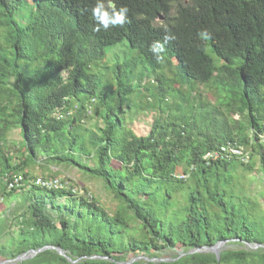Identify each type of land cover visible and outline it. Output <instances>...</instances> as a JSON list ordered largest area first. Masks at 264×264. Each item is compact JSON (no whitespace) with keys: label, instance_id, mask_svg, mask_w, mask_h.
I'll use <instances>...</instances> for the list:
<instances>
[{"label":"trees","instance_id":"1","mask_svg":"<svg viewBox=\"0 0 264 264\" xmlns=\"http://www.w3.org/2000/svg\"><path fill=\"white\" fill-rule=\"evenodd\" d=\"M97 2L0 0V200L25 191L30 202L21 229L36 238L27 249L43 247L40 238L49 235L50 244L65 249L72 260L46 249L34 263L18 264H264L263 248L223 252L219 259L213 252L187 253L220 240L264 247V210L235 193L225 175L245 162L232 157L207 165L202 159L221 145H244L250 156L259 155L264 170V0H99L127 7L130 23L98 33L92 16ZM201 32L209 38H201ZM166 34L175 39L165 44L158 63L149 48L163 43ZM122 42L139 54L114 69L111 92H98L94 65L104 60L108 47ZM138 64L143 67L139 79L147 77L145 71L159 72L160 110L170 92L178 93L161 73L166 67L174 68L176 83L189 93L203 85L215 101L200 99L194 105L191 94H184L175 103L182 112L156 117L149 132L136 134L126 128L124 116L141 86L133 71ZM93 106L102 122L97 131L82 125ZM14 129L21 137L18 154L8 147ZM76 153L92 156L94 164ZM41 162L73 166L102 181L120 208L110 215L93 196L65 189L7 188L16 175L31 181L36 176L29 169ZM179 167L188 171L187 178H176ZM187 181L192 184L186 202L173 210L168 187ZM162 188L165 194L157 195ZM65 196L68 203L61 199ZM50 208L58 211L57 218Z\"/></svg>","mask_w":264,"mask_h":264},{"label":"rangeland","instance_id":"2","mask_svg":"<svg viewBox=\"0 0 264 264\" xmlns=\"http://www.w3.org/2000/svg\"><path fill=\"white\" fill-rule=\"evenodd\" d=\"M181 2H186L187 0H180ZM175 9L172 13H174ZM163 17L159 18V22H162ZM138 51L136 49L131 48L126 42H122L120 44L108 47L106 49V56L104 57V62L101 61L98 64L94 65V71L100 77L101 83L98 86V92H111L113 86L115 85L114 80V69L118 65H124L129 63L133 57L138 56ZM175 64V61H174ZM113 67V68H112ZM124 67V66H123ZM125 68V67H124ZM143 68L140 64H138L133 71H135V80L138 81L139 78L137 72H139ZM155 72L145 71L147 77L139 79L141 86L139 88V92L133 93L130 97L129 104L126 106L127 112L124 116V124L128 130L134 131L136 134H146L150 131L151 125L156 117H165L168 114L176 115L182 111H176L175 103L181 101L180 97L182 95L191 94L190 104H196L201 100L209 99L210 101H215V95L212 91H208L203 85H196L193 93H189L187 91L186 85H179L176 83L174 78V68L166 67L161 73H163V77L168 80L169 84L174 87L178 93L170 92L166 97V101L161 103L163 109H159L158 102L156 99L158 93V82L156 81L155 76L157 75ZM110 84V85H108ZM110 86V87H109ZM176 86V87H175ZM141 89V90H140ZM184 95V96H185ZM199 97V99H198ZM97 105V104H96ZM95 105V106H96ZM155 105V106H153ZM95 106H93L92 114L84 117L82 120V125L85 128L93 129L97 131L98 127L102 126V122L100 118L94 115ZM184 108L183 104L180 105ZM184 113H187L188 107L184 108ZM169 110V111H168ZM235 117H238L237 115ZM82 134L85 132L82 131ZM20 134L18 129H14L10 133L9 144L8 147L10 152L14 154H18V147L20 143ZM264 147V136L261 140ZM77 157H81L83 161L87 163L94 164V158L92 156L89 157L85 153L77 154ZM42 159V157H39ZM115 167H118L119 164L116 161H113ZM250 164L253 167H250ZM31 173L35 176L41 177H59L64 180H68L71 184L76 187L83 188L85 191L87 190L92 194L94 199L98 202V204L105 209L110 215H114L116 211L120 208L118 201L113 197V195L104 187L103 182L78 170L73 166L68 165H56L51 163L41 162L40 164L33 166L29 169ZM228 178L231 179L230 185L234 188V192L237 194H245L249 196L258 206L257 211L264 210V170L262 169V161L258 154H254L250 156L244 165L237 164L234 169H230L227 174H225ZM225 175L222 178L226 177ZM175 176L177 178H187L188 171H183V168L179 167L176 171ZM192 184L191 181H187L183 186L177 187L175 184L171 186H167L169 190H171L170 200L173 203V210H177L182 204H185L186 194L188 187ZM159 194H165L164 188ZM69 198V197H67ZM65 198H61L63 201H67ZM55 200H57L55 198ZM59 201V199L57 200ZM30 202V197L26 195L25 191L17 190L12 193L10 196L6 195L3 200H0V261L9 260L8 256L11 253H15L20 251L21 249H27L29 246L33 244L36 240L35 236H33L32 231L29 230L23 232L21 229L22 220L21 216H28L27 205ZM64 203V202H63ZM61 203V204H63ZM68 203V201H67ZM172 210V207L170 208ZM50 213L54 218H57L59 214L56 209L50 208ZM134 223H132L133 225ZM132 235V233L128 234V236ZM125 238V239H126ZM43 243V247L41 249H50L47 246L51 245L50 242L52 237L47 235L44 238H40ZM264 246V245H263ZM264 247L260 246L258 248H252L241 241L229 240L225 242L220 247V253L237 251V250H249V251H260ZM32 249H27V256L23 258L21 261L12 260L11 262H6L4 264H18L22 262L34 263L36 261L35 256L39 253H31ZM35 250V249H33ZM190 251V250H189ZM24 252V253H25ZM41 252V251H40ZM180 250H171L166 253L167 258L169 259L174 256ZM208 253V252H202ZM23 254V253H21ZM20 255V254H19ZM18 255V256H19ZM17 257V256H16ZM160 257H163L161 254ZM56 264V263H52Z\"/></svg>","mask_w":264,"mask_h":264},{"label":"built area","instance_id":"3","mask_svg":"<svg viewBox=\"0 0 264 264\" xmlns=\"http://www.w3.org/2000/svg\"><path fill=\"white\" fill-rule=\"evenodd\" d=\"M92 102H94V99H92ZM88 108H91V105L88 103ZM232 157L237 158L238 160H242L246 162L249 158V150L244 145H238V144H231V145H221L218 148L208 150L204 153L202 159L203 161L209 165L212 160L214 159H220V160H228ZM39 186L44 189L48 190H59V189H65L70 190L74 194L92 197V194L85 191L83 188L76 187L73 184H71L68 180H64L59 177H41L36 176L31 181H27V179L24 178L23 175H16L13 177H10L7 183V188L9 190L12 189H20L21 187L25 186Z\"/></svg>","mask_w":264,"mask_h":264},{"label":"clouds","instance_id":"4","mask_svg":"<svg viewBox=\"0 0 264 264\" xmlns=\"http://www.w3.org/2000/svg\"><path fill=\"white\" fill-rule=\"evenodd\" d=\"M128 12L129 9L127 7L117 8L113 3H109L107 6H105L104 3H100L98 0L96 5L92 8V16L99 27H96L93 30L98 33L101 31V29L106 31L110 27H123L126 23H130L128 19ZM168 31V29H165L166 33ZM198 35L203 39L209 38L206 32H201ZM163 39V43L156 41L150 45L149 48L150 52L154 55L158 63H162L164 60L165 44L173 41L175 37L166 34Z\"/></svg>","mask_w":264,"mask_h":264},{"label":"water","instance_id":"5","mask_svg":"<svg viewBox=\"0 0 264 264\" xmlns=\"http://www.w3.org/2000/svg\"><path fill=\"white\" fill-rule=\"evenodd\" d=\"M235 240V239H233ZM229 240H220L218 242H216L213 246H204V247H197L195 249H191L190 251H188L187 253H195V252H213L216 254L217 258L219 259V256H220V247ZM245 244H247L248 246L252 247V248H258L260 247L261 245L260 244H251V243H248V242H245ZM48 248L50 249H54L56 250V252L64 257H66L68 260L72 261L70 256L66 253V251L64 249H62L61 247H58V246H54V245H49L47 246ZM44 249H41V250H38V249H35V250H31L30 252L31 253H38L40 251H42ZM27 256L26 252L23 253V254H20L19 256H17L16 258L14 259H9V260H6V261H0V264H4L6 262H11L12 260H16V261H21L23 260V258H25ZM145 258L146 260H154L153 258H148V257H143ZM141 259V256L139 257H133L131 258L128 263L130 262H133L135 260H139ZM157 260H160V259H157ZM164 260H167V259H164ZM121 264V263H120Z\"/></svg>","mask_w":264,"mask_h":264},{"label":"bare ground","instance_id":"6","mask_svg":"<svg viewBox=\"0 0 264 264\" xmlns=\"http://www.w3.org/2000/svg\"><path fill=\"white\" fill-rule=\"evenodd\" d=\"M167 16V15H166ZM19 17V16H18ZM168 17V16H167ZM1 21V20H0ZM168 22H169V20H168ZM2 23H4V22H2ZM26 27V26H25ZM33 56V55H32ZM29 57V56H28ZM30 60V59H29ZM33 60V59H32ZM41 61V60H40ZM29 62V61H28ZM42 62V61H41ZM101 62V61H100ZM104 62V61H103ZM35 63V62H34ZM31 64V63H30ZM42 64V63H41ZM39 65V64H38ZM170 66V65H169ZM89 67V66H88ZM163 67V66H162ZM113 68V67H112ZM89 69V68H88ZM88 71V70H87ZM89 75V74H88ZM115 75V74H114ZM116 81V80H115ZM162 83V82H161ZM98 84V83H97ZM108 85H110V84H108ZM166 86V85H165ZM169 86V85H168ZM110 87V86H109ZM172 87V86H171ZM176 87V86H175ZM96 88H97V85H96ZM116 88V87H115ZM96 90V89H95ZM113 90V89H112ZM141 90V89H140ZM137 91V90H136ZM108 95V94H107ZM115 95V94H114ZM97 96V95H96ZM89 97V96H88ZM102 97V96H101ZM159 97V96H158ZM110 98H111V96H110ZM109 98V99H110ZM111 102V101H110ZM81 103V102H80ZM77 108V107H76ZM125 108V107H124ZM80 109V108H79ZM105 109V108H104ZM128 109V108H127ZM74 110V109H73ZM102 111V110H101ZM100 111V112H101ZM102 113V112H101ZM105 113V112H104ZM103 114V113H102ZM86 115V114H85ZM99 115V114H98ZM68 118H69V116H68ZM80 126V125H79ZM78 128V127H77ZM119 132V131H118ZM70 134V133H69ZM83 137V136H82ZM78 140V139H77ZM40 157V156H39ZM29 172V171H28ZM35 176V175H34ZM7 178V177H6ZM28 178V177H27ZM176 178H177V176H176ZM29 179V178H28ZM127 181V180H126ZM4 183V182H3ZM35 187V186H34ZM36 189V188H35ZM45 190V189H44ZM10 196V195H9ZM94 202V201H93ZM156 202V201H155ZM156 209V208H155ZM65 219V218H64ZM49 226V225H48ZM33 229V228H32ZM89 233V232H88ZM91 233V232H90ZM141 238V237H140ZM55 240V239H54ZM65 250V249H64ZM245 251V250H244ZM183 258V257H182ZM63 261V260H62ZM89 261V260H88ZM93 261V260H92ZM67 263V262H66ZM83 263V262H82ZM76 264V263H75Z\"/></svg>","mask_w":264,"mask_h":264}]
</instances>
